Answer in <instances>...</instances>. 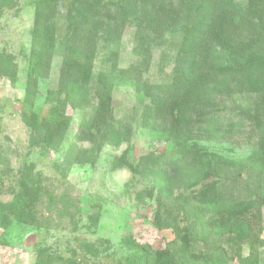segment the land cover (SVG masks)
Here are the masks:
<instances>
[{"label":"rangeland","instance_id":"1","mask_svg":"<svg viewBox=\"0 0 264 264\" xmlns=\"http://www.w3.org/2000/svg\"><path fill=\"white\" fill-rule=\"evenodd\" d=\"M237 1L245 8L244 20L234 25L223 22L221 33L228 38L225 45L248 42L243 36L251 32L249 22L264 28V0ZM34 2L0 0V202L12 200L11 191L17 190L24 166H30L31 174L41 178L42 186L33 223L14 219L8 229H0V264H36L38 248L43 252L41 264H66L71 259L78 264H154L151 253L146 263L138 260L139 245L152 251L168 248L178 264H208L204 256L213 251L218 254L213 264H241L238 255L246 257L249 245L239 237L230 240L232 221L208 225L207 218L218 208L201 205L193 210L184 201L192 192L188 187L191 180L176 185L169 196L163 193L158 203L157 187L161 183L157 176L142 178L124 168L113 170L112 162L124 150L132 163L148 152L168 156L176 151L174 120L166 101L187 89L173 82L174 71L180 67L181 76L194 64L203 74L200 83L195 81L201 88L186 91L194 96L200 93L205 99L214 95L215 100L211 106L205 101L198 112L185 108L190 131L186 148L202 152L210 160L219 158L218 164L211 163L219 174L212 172L206 182L214 183L221 206L257 200L264 195V176L254 166L264 124V88L208 68L202 52L189 62L188 55L180 50L178 26L171 18H155L151 30L130 24L122 33L117 62L128 79L114 86L108 117L120 128L121 135L116 136L120 141L107 139L94 155L89 143L77 140L80 124L86 126L95 120L98 95L91 87L76 92L67 103L65 114L70 124L60 143L54 147L30 146L22 112L32 109L42 117L64 97L57 92L61 49L53 55L36 88L27 83ZM65 3L61 1L55 19L58 33L64 28ZM112 48L99 50L95 72L110 66L107 56ZM150 95L155 96L153 104ZM150 187L155 189L152 196L147 191ZM260 210L261 221L253 225L258 233L256 264H264V205ZM175 224L187 231L181 238Z\"/></svg>","mask_w":264,"mask_h":264},{"label":"trees","instance_id":"2","mask_svg":"<svg viewBox=\"0 0 264 264\" xmlns=\"http://www.w3.org/2000/svg\"><path fill=\"white\" fill-rule=\"evenodd\" d=\"M61 1L66 2L64 28L58 33L55 19ZM34 5L27 83L35 89L38 80L49 70L53 55L57 49H61L62 61L57 92L64 97L58 98L42 117L32 109L22 112V119L29 128L30 146L54 147L60 143L70 124V119L65 114L67 103L73 99L76 92L86 91L91 87L98 95L95 120L86 126L80 124L76 134L77 140L89 143L94 155L107 139L114 137L116 143L120 141L116 137L121 135L120 128L110 122L108 117L111 113V93L114 86L128 79L126 72L117 68V62L122 33L130 24L138 28L149 27L151 30L155 18H160L161 21L163 17L171 18L174 26H178L176 29L181 37L180 50L185 51L189 62L197 58V52H202V59L208 68L219 69L221 73H231L239 77L242 83L259 89L264 88V28L256 27L255 21L249 22L251 32H246L243 36L248 42L242 41L239 45L230 42L228 45L224 44L228 38L221 33L223 22L234 25L244 20L245 8L237 0H35ZM109 46H113L107 56L110 66L95 72L93 65L99 50ZM199 71L194 64H190L187 73L185 74L184 70L180 76L179 67L174 71L173 82L186 85V90L190 87L191 90L201 88L195 83L202 80L203 74ZM171 86L166 88L167 91ZM186 90L182 89L177 97L166 101L167 110L174 120L172 131L177 145L176 151L168 156L164 153L148 152L132 163L128 159L127 150H124L112 162V169L124 168L142 178L157 176L161 183L157 187L158 203L161 202L163 193L169 196L176 185L186 184L191 180L188 187L193 189L184 197V201L193 210H198L201 205L217 207V212L207 218L208 225L214 226L218 221L231 220L230 240L239 237L242 243L249 245V254L246 257L238 255L240 263L256 264L258 233L253 230V225L255 221H261L260 206L264 205V195L257 200H246L240 204L220 205L221 202L214 194V183L206 182L212 172L219 174V169L214 170L211 166L212 162L214 165L218 164L219 158L210 160L202 152L186 148L190 131L186 125L185 108L189 107L190 111L198 112L203 108L205 101H208V106L213 105L214 95L205 99L206 96H201L200 93L199 96L194 93V96ZM152 97L153 104L155 96ZM172 100H176V103L171 102ZM160 105L159 101L154 109L158 111ZM201 123L198 121V124ZM154 124L155 121H152L150 125ZM144 126L152 128L147 123ZM259 148L254 166L259 168L264 176L263 123ZM31 173V167L24 166L17 181V190L11 191L12 200L9 203L0 202V229H8L14 219L23 224L33 223L34 205L42 193V186L41 178ZM2 183L3 179L0 177V187ZM194 187L198 188L194 190ZM154 190L153 187L148 188V195L152 196ZM175 231L181 238L186 229L175 224ZM139 247L140 262L146 263L151 253L154 264H178L168 248L152 251L146 246ZM37 255L39 258L36 264L43 263L41 248L37 249ZM217 255V252H209L204 256V260L213 264ZM66 264L78 263L71 259Z\"/></svg>","mask_w":264,"mask_h":264}]
</instances>
